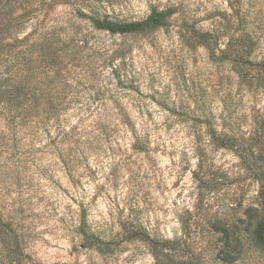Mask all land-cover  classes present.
Segmentation results:
<instances>
[{"label":"rangeland","instance_id":"rangeland-1","mask_svg":"<svg viewBox=\"0 0 264 264\" xmlns=\"http://www.w3.org/2000/svg\"><path fill=\"white\" fill-rule=\"evenodd\" d=\"M154 7L175 8L166 27L91 20ZM246 31L262 60L264 0H0V212L22 264H154L139 235L203 264H264V83L222 55Z\"/></svg>","mask_w":264,"mask_h":264},{"label":"trees","instance_id":"trees-1","mask_svg":"<svg viewBox=\"0 0 264 264\" xmlns=\"http://www.w3.org/2000/svg\"><path fill=\"white\" fill-rule=\"evenodd\" d=\"M175 12V8L166 7L158 8L154 7L150 13L143 19L138 20H116L109 16L104 17H91L92 23L95 28L99 30L109 31L111 33H138L155 30L161 27H166L169 24L170 18ZM237 40L238 45H234L231 42L227 50L222 51V55L231 54V60L236 66L237 73L241 80L253 84L254 78L264 83V58L262 60H256L253 57L256 41L250 32H241ZM261 83V82H260ZM220 146L236 148V144L233 139L226 137L220 139ZM260 195L264 204V182L260 189ZM86 220L83 218L81 228L85 237L86 234ZM224 236V247L221 253L222 259L227 262H233L237 260L243 252V245L241 239L238 236H234L233 230L228 226L221 229ZM232 233V234H231ZM232 235V236H231ZM256 240L264 247V217H262L255 228ZM136 237V236H135ZM143 240H147L150 245L154 257V264H203L202 261L192 255L186 257H179V253L184 252L185 247L179 240H156L149 238L148 236L139 235ZM23 235L19 232V229L12 225V222H7L4 214L0 212V241L7 250L8 256L4 255L0 257V264H22L19 251L23 249ZM95 247L102 249L106 244L103 241L95 242ZM185 253V252H184ZM17 257H12L10 255Z\"/></svg>","mask_w":264,"mask_h":264}]
</instances>
